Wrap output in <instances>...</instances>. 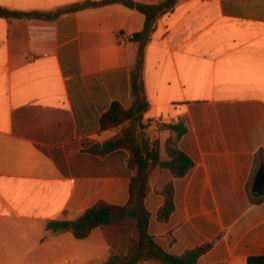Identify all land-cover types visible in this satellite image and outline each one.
Listing matches in <instances>:
<instances>
[{
	"label": "crops",
	"instance_id": "1",
	"mask_svg": "<svg viewBox=\"0 0 264 264\" xmlns=\"http://www.w3.org/2000/svg\"><path fill=\"white\" fill-rule=\"evenodd\" d=\"M84 1L0 7L47 14ZM145 24L121 4L56 19L0 17V264H104L138 244L132 154L105 152L128 125L102 131L101 118L114 102L133 105L140 45L131 38ZM144 83L148 136L164 150L176 135L160 123L184 120L179 146L194 162L179 178L151 174L149 234L176 256L213 243L197 264H264V0H180L146 46ZM169 184L175 211L160 222ZM100 201L128 206L130 215L83 240L46 229Z\"/></svg>",
	"mask_w": 264,
	"mask_h": 264
},
{
	"label": "trees",
	"instance_id": "2",
	"mask_svg": "<svg viewBox=\"0 0 264 264\" xmlns=\"http://www.w3.org/2000/svg\"><path fill=\"white\" fill-rule=\"evenodd\" d=\"M180 0H166L161 4H144L134 0H87L52 13L27 14L11 11L0 7V17H38L56 19L64 14L86 9L99 8L113 4H121L137 10L146 16V24L141 32L134 34L132 42L140 45L138 63L132 74L131 108H124L119 102H114L111 108L101 118L102 131H109L122 125H128L123 135L109 141L105 145V152L111 153L120 149L131 152L130 168L136 171L129 186L130 204H137V227L140 239L136 247L129 254L112 255L104 264H139L142 261H159L162 264H197L203 254L210 251L212 244H206L189 251L185 256H176L166 252L149 234L150 214L145 201L151 174L157 170H168L176 178L182 177L194 166L193 160L180 149L179 141L188 132L184 120L176 124L160 123V131L167 130L174 133L163 150L159 138H150L146 132L148 126L144 123V115L150 109L144 83L145 49L155 30L157 21L172 11ZM165 204L158 213V220L166 222L175 211L174 186L169 184L162 190ZM130 212L128 206H118L107 201H100L86 210L75 221H50L46 229L53 233L72 232L78 240L88 238L93 231L117 225L123 222Z\"/></svg>",
	"mask_w": 264,
	"mask_h": 264
},
{
	"label": "water",
	"instance_id": "3",
	"mask_svg": "<svg viewBox=\"0 0 264 264\" xmlns=\"http://www.w3.org/2000/svg\"><path fill=\"white\" fill-rule=\"evenodd\" d=\"M257 187L259 190H264V172L259 175Z\"/></svg>",
	"mask_w": 264,
	"mask_h": 264
},
{
	"label": "rangeland",
	"instance_id": "4",
	"mask_svg": "<svg viewBox=\"0 0 264 264\" xmlns=\"http://www.w3.org/2000/svg\"><path fill=\"white\" fill-rule=\"evenodd\" d=\"M146 132L148 133V134H150V135H152L153 134V131L152 130H146ZM6 261V260H5ZM7 261H10V262H18V261H25V262H27V264H28V262L30 261V260H7ZM86 264H89V262H87Z\"/></svg>",
	"mask_w": 264,
	"mask_h": 264
}]
</instances>
